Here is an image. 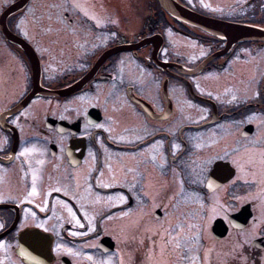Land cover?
Here are the masks:
<instances>
[{
	"label": "flooded vegetation",
	"instance_id": "af4514ba",
	"mask_svg": "<svg viewBox=\"0 0 264 264\" xmlns=\"http://www.w3.org/2000/svg\"><path fill=\"white\" fill-rule=\"evenodd\" d=\"M18 1L0 0V17ZM187 11L264 33V0H26L6 18L0 264H159L150 228L219 191L230 212L209 234L223 251L256 223L248 175L264 171V40L200 28ZM213 176L230 178L209 191ZM259 238L231 259L258 264ZM165 242L177 264L176 241Z\"/></svg>",
	"mask_w": 264,
	"mask_h": 264
},
{
	"label": "rangeland",
	"instance_id": "374dc122",
	"mask_svg": "<svg viewBox=\"0 0 264 264\" xmlns=\"http://www.w3.org/2000/svg\"><path fill=\"white\" fill-rule=\"evenodd\" d=\"M255 170L248 175V180L251 179L257 182L255 186L257 195L254 208V210L256 209L254 213L255 224L249 225L246 231L238 233L237 236L235 234L230 235L229 239L224 243L225 249L227 248V250L223 251L212 235L209 234V229L214 218L230 212L227 205H225V208H221L220 206L224 191H219L217 194L209 196L207 204H204L205 202H199L197 197L192 202H180L177 212L168 209L164 213L166 220L159 224L156 229L151 227V233L147 236H155L153 234L154 230H159L156 237L160 236L159 240L162 243L160 262L162 264H169L164 259L165 256L163 254L167 244L165 240L169 243L175 240L178 245L177 264H200V261L202 264H248L245 259L238 260L231 259V257L233 255L236 256L240 252L238 243L258 238L260 234H264V171ZM166 200L168 201V197L162 198L163 204L165 205H167ZM202 240L208 243L206 247L203 245ZM185 247H187L186 252L183 250ZM240 247L242 246L240 245ZM147 253L150 254V251L148 250ZM260 253L257 262L258 264H264V250L260 251ZM146 262L158 264V262L153 261L150 255H148Z\"/></svg>",
	"mask_w": 264,
	"mask_h": 264
},
{
	"label": "water",
	"instance_id": "95a60500",
	"mask_svg": "<svg viewBox=\"0 0 264 264\" xmlns=\"http://www.w3.org/2000/svg\"><path fill=\"white\" fill-rule=\"evenodd\" d=\"M163 3H169L171 2V0H162ZM26 0H19L18 2L10 5L1 15L0 17V24H1V28H6L5 26V20L6 18L14 13L17 12L18 10L21 9V7L24 6ZM171 14L173 15L174 12H171ZM182 18H184L185 21L189 22V23H193L198 25L200 28H206L207 24H212L214 23L213 26H215V28L217 29H222V30H226V31H230L232 32L234 35L236 34H242L243 37L246 38H252V39H259V40H264V33L258 30H255L254 28H250V27H246V26H242V25H233V24H228V23H224V22H213V21H209L206 19H203L189 11L183 12V16ZM216 24V25H215ZM231 33V34H232ZM224 36V34H223ZM10 39H13L12 36H9ZM38 70V69H37ZM35 71V70H34ZM37 84L35 82H33V90L30 92V94L27 96V98L17 107V109L21 108L27 101H29V99L32 98V96L34 95V93H36L37 91ZM211 175H214L213 173ZM214 177V176H213ZM211 177L208 181L207 184V189L213 190L215 188H217L218 186H220L223 182L227 181L230 176L228 178H226L225 180H219L218 178L216 179L215 177L213 178ZM248 208V207H246ZM246 208H243L238 214L233 215L231 217V222L235 225H237V227L242 228L243 225L248 221V218L251 215V212L247 211ZM222 221L220 219L216 220L214 222V225L212 227V231L215 233L217 238L223 237L224 234V230L225 228L222 227ZM224 226V225H223ZM226 233V232H225ZM256 243H258V248L259 249H263L264 248V239H258L255 241Z\"/></svg>",
	"mask_w": 264,
	"mask_h": 264
}]
</instances>
